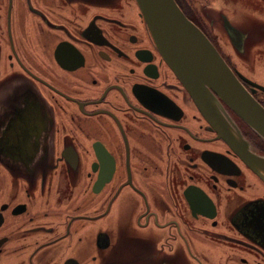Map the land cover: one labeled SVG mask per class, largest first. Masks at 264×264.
I'll use <instances>...</instances> for the list:
<instances>
[{"label": "flooded vegetation", "instance_id": "af4514ba", "mask_svg": "<svg viewBox=\"0 0 264 264\" xmlns=\"http://www.w3.org/2000/svg\"><path fill=\"white\" fill-rule=\"evenodd\" d=\"M176 2L264 106L259 2ZM0 264H264V179L136 0H0Z\"/></svg>", "mask_w": 264, "mask_h": 264}, {"label": "water", "instance_id": "95a60500", "mask_svg": "<svg viewBox=\"0 0 264 264\" xmlns=\"http://www.w3.org/2000/svg\"><path fill=\"white\" fill-rule=\"evenodd\" d=\"M136 1L160 53L194 98L200 112L218 135L264 179V156L252 152L226 116L222 102L263 140L264 106L176 0ZM258 86L264 91V86Z\"/></svg>", "mask_w": 264, "mask_h": 264}, {"label": "rangeland", "instance_id": "374dc122", "mask_svg": "<svg viewBox=\"0 0 264 264\" xmlns=\"http://www.w3.org/2000/svg\"><path fill=\"white\" fill-rule=\"evenodd\" d=\"M214 2V5L215 6H232L234 3H239V0H236V1H233V0H212ZM260 4V8H261V12L264 13V4L261 3L260 0H257ZM259 9V8H258ZM244 11V8H243V5L241 6V9H240V12L243 13ZM259 49L264 51V39L261 41L260 45H259ZM264 62V61H263ZM264 65V64H263ZM262 67V70H255L254 68V75H255V78L264 84V66H261ZM260 84V83H259ZM220 243H218L216 245V248H217V252H216V256L219 257V255L221 254L222 252V249H223V246H218ZM225 244V243H223ZM226 245V244H225Z\"/></svg>", "mask_w": 264, "mask_h": 264}]
</instances>
